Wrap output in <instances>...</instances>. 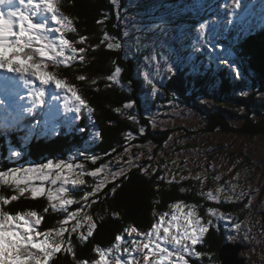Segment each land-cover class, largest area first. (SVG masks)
Masks as SVG:
<instances>
[{
	"label": "trees",
	"instance_id": "1",
	"mask_svg": "<svg viewBox=\"0 0 264 264\" xmlns=\"http://www.w3.org/2000/svg\"><path fill=\"white\" fill-rule=\"evenodd\" d=\"M57 4L58 11L67 15L76 29V32H65V37L73 42V46L77 49L81 47L75 43L79 36L88 38L85 62L81 64L77 59L74 67H61L59 72L70 86L77 87L78 94L92 109L93 118L90 121L86 114L79 120L74 117L75 123L69 130V115L61 112L56 114L53 127L50 122H43L48 129L41 131L44 126L41 120L43 109L39 108L31 115L26 114L24 120L27 125H14L6 131L0 129V170L20 168L25 163L39 165L48 160H64L79 146L87 152L92 150L93 154L102 155L95 165L87 161V170H94L99 164L106 163L122 152L125 145L152 142L157 150H154V154L160 156L166 150L171 153L174 149L180 153H185L189 148L192 150L194 144H189L190 139L199 134L221 132L243 137L264 134V118L253 117V114L260 112L258 106L264 108V99L260 97L264 93V24L262 28L254 26L259 31L255 30L246 44L242 42V34L236 33V29L229 28L228 24L223 30L220 29L219 35L214 31L216 25L220 24V19L225 14L228 17V10L231 14L232 9L228 5H233V0H57ZM257 20L261 21L259 18ZM200 23L207 25L203 36L197 31ZM134 25L139 34H132L134 41L130 43L131 54L127 55L123 46L120 49H107L108 42L121 43L124 38L122 34ZM105 34L111 39L101 44ZM56 35L58 38L59 33ZM212 35L217 37L216 43ZM146 55L161 58L158 61L151 58L148 60L147 70L153 72L159 65L161 76L157 75L155 81L158 85L156 94H153L142 76L145 69L140 62ZM228 59H236L242 78L235 79L234 73L227 70L232 62ZM165 60L175 65L176 75L166 71L168 65L164 63ZM116 66L122 70V83L107 80ZM78 74H83L85 80H77ZM161 78H164L163 81H160ZM93 80L96 81L95 84L92 83ZM148 92L152 96V104H161L163 107L167 105V108L175 106L177 110L172 112L178 111L184 115L190 110L194 114L193 121L200 120L201 124L197 123V127L190 129L186 128L184 122L181 124L175 121V125L152 128L150 119L144 113L149 101L145 100ZM126 102L132 103L134 107L123 109ZM116 107L121 108L120 113L115 111ZM129 112L137 119L130 120ZM34 119L37 121L31 124ZM232 120L238 122L232 125ZM30 124L32 129H29ZM140 126L146 128V135L139 134ZM95 130L102 133L101 139L93 138L92 133ZM128 131L136 134L130 142L124 138ZM168 137L172 139L168 140ZM185 138L190 139L183 140ZM88 140L91 142L88 143ZM224 144L225 151L221 153L222 156L241 157L246 168L253 166L245 153H234L226 148L228 143ZM224 144L205 142L202 147H208L213 153L222 151ZM11 149L21 152V156L11 157ZM113 149L116 151L113 152ZM201 160H207L208 163L206 155H202ZM182 161L180 165L185 162L184 159ZM150 162L146 158L144 166L129 169L126 176L117 181L121 187L117 188L114 195L109 191L113 184L107 185L105 194L99 197V202L90 209H85L95 218L97 226L94 235L86 242L78 240V234L73 235L71 240L75 257L61 252L51 264H73L74 259L94 261L97 259L94 246L108 249L115 242V236L118 233L123 234V229L128 225L149 231L151 224L156 222L157 215L167 213L165 218L170 217L171 205L174 203L197 205V214L203 222L209 218L208 207L232 212L237 208L241 209L247 202V198L227 204L209 201L200 195L203 187L194 177L168 182L156 179L155 174L142 173L141 168ZM183 166L185 165H182L181 170L185 171ZM86 180L89 184V177ZM182 188L186 191L181 192ZM257 189V194L262 199L264 181ZM81 193L78 191L74 197H80ZM13 194L16 193L8 186L0 187V195L10 198ZM47 206L46 196L33 199L25 194L18 196L17 201L3 205V210L11 214L37 210L43 214L41 225L36 227L37 231H50L58 224L61 216L51 211L44 213ZM153 212L156 213L155 216L152 215ZM263 213L264 211L260 212L259 221L264 228ZM223 239L222 230H217L216 227L210 229L200 247L203 256L200 264H222L220 251L225 245ZM244 249L239 250V258L244 259ZM196 262L192 259L190 264H197Z\"/></svg>",
	"mask_w": 264,
	"mask_h": 264
},
{
	"label": "snow or ice",
	"instance_id": "2",
	"mask_svg": "<svg viewBox=\"0 0 264 264\" xmlns=\"http://www.w3.org/2000/svg\"><path fill=\"white\" fill-rule=\"evenodd\" d=\"M8 2L22 5V8L18 7L17 10L9 11L7 14L0 11V71L17 76L24 87L29 89L28 97L31 102V107L23 109V113L18 111L15 123H19L23 119V114L31 115L39 105L44 103L45 89L43 85L49 83L66 93L63 97L65 113H75L76 120L86 114L91 121L93 118L92 109L86 100L78 94L77 87L70 86L59 72L61 67H74L77 59L81 64L85 62L88 38L79 36L75 43L80 44L81 47L77 49L73 46V42L65 37V32H76V29L73 27L72 20L58 11L57 0H8ZM3 3L4 0H0V5ZM233 7L240 8V0H233ZM38 12L47 13L52 23L57 27L49 30L44 22L33 23V17ZM229 23H231L230 20ZM14 27L18 31H14ZM206 28L205 23H200L197 31L203 36ZM48 31L59 33L57 41L49 39ZM122 35L127 37L129 33L125 31ZM110 39L111 37L105 34L101 44ZM121 47L122 43H107L109 50ZM151 59L158 61L161 58L153 56ZM164 63L168 65L166 68L168 73L177 74L175 65L169 64L167 60ZM229 67L234 73L235 79L242 78L238 65L232 68L229 63ZM121 72V68L116 66L114 71L108 75L107 80L119 82L117 78ZM158 74L159 65H157ZM30 78L38 81L40 87L34 86V80ZM76 78L79 81L85 80L83 74H78ZM144 79L146 83L152 85V92L156 94L158 92L157 84L149 79L147 73ZM92 83L95 84L96 81L93 80ZM8 86L9 84L6 82L5 90ZM11 95H15V93H11ZM20 99L23 100L24 97H20ZM0 106H5L4 100H0ZM133 107L134 105L130 102L123 104V109H132ZM5 110H7L6 107ZM115 111L120 113L121 108L116 107ZM9 115L12 113L9 112ZM128 118L130 120L137 119L131 112L128 113ZM152 126H155V122ZM139 134H147L144 126H140ZM92 135L94 139L102 138V133L98 130H95ZM134 135L136 134L128 131L124 134V138L130 142ZM171 139L172 137H168V140ZM115 151L113 149V152ZM10 155L13 158H19L21 152L11 150ZM125 156H127L126 161L123 159ZM140 158L141 154L137 153L134 160L130 147L125 145L123 151L113 156L111 161L99 164L91 171L85 168L84 163H75V156H69L67 161L48 160L35 167H14L0 170V185H6L16 193L10 198L0 195V264H51V261L61 252L75 257V248L71 237L78 234L77 239L86 242L94 235V229L97 226L95 218L85 209H90L93 204L99 202L100 195L105 194L109 183L113 184L109 191L114 195L117 188L121 187L117 181L125 177L127 170L136 166L135 161ZM99 159L95 155H84V160L91 161L94 165ZM148 159L152 160L153 157L149 155ZM113 163L119 167L113 169ZM141 172L147 174L148 169L141 168ZM85 175L92 178L93 183L88 186L90 190L78 187L85 185L86 182L83 179ZM187 178L181 176L182 180ZM161 179H165V177H161ZM195 179L203 185L204 181L200 175H197ZM216 179L219 180L220 177L217 176ZM234 179H239V173ZM36 180L41 182L39 186L34 184ZM44 182L51 185L60 182V187L55 191L50 189L46 191ZM65 185H71L72 190L70 191ZM238 187L237 183H232L227 190L225 187H217L215 192L209 191L200 193V195L216 203L220 202L221 196L228 202L234 199L242 201L247 197L248 202L245 208H248L252 203L251 196L244 190L237 192ZM76 191L82 192L79 198H73ZM25 194L30 195L33 199L46 196L48 206L43 212L51 211L61 216L58 224L52 230L37 231L35 226L41 225L43 218V214L37 210L16 214L3 210V205H8L10 201H17L18 196H25ZM74 204L79 207L70 210L69 206ZM171 208L172 215L167 221L165 217L168 214L164 213L159 215L158 222L151 224L149 231H142L134 225H128L123 229V234L118 233L115 236V242L108 249L94 246L96 260L78 261L74 259L73 264H190L192 259L200 264L203 256L197 250V246L203 244L206 234L215 226L214 219L227 220L229 217L219 213L216 208L208 207L207 216L209 218L202 222V218L197 214V205L193 203H174ZM184 208H187L186 212L183 211ZM152 215L155 216L156 213L153 212ZM85 226L87 227L86 232L83 230ZM240 228L241 225L236 224V230ZM124 234L129 239H125Z\"/></svg>",
	"mask_w": 264,
	"mask_h": 264
},
{
	"label": "rangeland",
	"instance_id": "3",
	"mask_svg": "<svg viewBox=\"0 0 264 264\" xmlns=\"http://www.w3.org/2000/svg\"><path fill=\"white\" fill-rule=\"evenodd\" d=\"M232 6L233 5L229 4L228 8L229 9L235 8ZM40 13L43 16H41L40 18H38L37 15L35 17H33V19L35 20L33 23L44 22L46 24V27L49 30L56 27V25H54L52 23L50 16L47 13H43V12H40ZM231 13H232V17L236 16L235 11H232ZM227 14H228V17H226L227 15L225 14L223 19H220V23H222V22L229 23V20L230 21L232 20V18L230 17L229 10H228ZM236 18H237V16H236ZM247 31H249L248 28H244L243 31H240V33L242 34L243 44H246L250 35L253 34L252 31H249V32H247ZM127 32L129 33V35L127 37H124L123 40L121 41V43H122V46L127 51L126 54L129 55L132 53L131 49H130V45H131L130 43L134 41V37H132V34L137 35L138 32H137V28L135 27V25L133 27H131L129 30H127ZM47 34H48L50 40L57 41V39H55V36H56L55 32L48 31ZM212 36L214 38V40H213L214 43H216L217 37L215 35H212ZM151 57H152V55L143 56L140 64L145 69L143 71L142 76L144 77L145 74L147 73L149 76V79H151L155 82L156 78H157V70L155 69V71H153V72L151 70H147L148 60ZM228 60L232 61V62H230L232 68H235L237 66V63L235 62L236 59H228ZM227 66H228V64L225 65V67H227ZM229 69H230V67L227 70H229ZM158 75L161 76L160 74H158ZM163 79L164 78H161L160 81H163ZM117 80L119 81L118 83H122L121 82V75L117 78ZM149 86L152 89V85L149 84ZM48 93H49L48 101L55 100L51 105H49L47 107V109L44 112V119L46 118L49 120V119L54 118L55 115L58 114L59 112L64 111L63 105H64L65 101H64L63 97L66 93L62 89H56V88L55 89L50 88ZM259 96L260 95H258V97ZM53 97H55V99H53ZM150 97H152V96L148 92V94H146V96H145V100L147 101V99H148L149 101H148L147 107L145 106V108H144V113L146 114L145 116H147L150 119L151 125H153V122H155V126L154 127L152 126V128L168 127L169 125L174 124L175 121L180 122L181 124H183V122H184V124H186V126H187L186 128H190V129L197 127L198 126L197 123L199 125L201 124L200 120L195 119L196 121L195 122L193 121L194 120L193 119L194 114H191L192 111L188 110L187 115L181 114L178 111L172 112V110H177V108L175 106H172L171 108L169 106L167 108V105H165L163 107V106H161V104H155V103L152 104L153 102H152V99ZM260 97L262 99H264V93H263V95L261 94ZM176 106H178V105H176ZM15 108H17V107H15ZM258 108H259L258 111H260V112L253 114V117L264 118V108H262L261 106H258ZM189 112H190V114H189ZM68 115H69L68 116L69 120H71V121H70V128L69 127H67V128H69V130H70L72 127V124L75 123L73 121L74 117H75V113H68ZM195 118H196V116H195ZM237 122L236 121L234 122L232 120L230 123L233 125ZM50 125H51V127L53 126V121L50 122ZM189 139L185 138L183 140L189 141ZM190 141L191 142H189V144L192 145V143H193L194 147L192 148V150H190V148H189V150H185V153L183 152L184 154L182 152L180 153L179 150H177V149H174V150L171 149L173 151L172 153L170 150H166L165 153H161L160 156L157 154V156H156L154 154V150L155 151H157V150H156L155 145L152 144V142H147L145 144L144 143L143 144H137L136 143V144L131 145L129 147L131 149V154H132L134 160H135L137 153L141 154V158L139 160L135 161L136 166H144L143 163H144L145 159L148 158L149 155H151L153 157V159L150 161L152 162L154 160L155 163L150 162V164H148L146 167H143V168L148 169V173H147L148 175H154L155 174L156 179H158V180L161 179V177H165V179H161V180L173 182V181H177V180L181 181L182 180L181 176L188 177V179H189V176L191 178H193V177L195 178L197 175H200L204 181L203 185H202L203 193H207L209 191L215 192V189L217 187H225L227 190V188L230 187V185L232 183H237L239 185V187L236 190L237 192H239L240 190H244L250 194L252 203L247 208V211L245 208V205L248 202L247 197H246L247 202H246V204L243 205V207L241 209L237 208L235 211L227 212L221 208H216L219 213H222L223 215H226L229 217V219H227V220L214 219V225H215L214 227H216L217 230L219 229V230L223 231V238H224L223 240H224L225 244H227V243H229V244L242 243L241 242L242 240H244V242L249 241L252 237H254L258 233V231H259V233H261L262 231L260 230L259 218H260V212L264 211V194L261 195V197H262V199H261L259 196L260 194L259 195L257 194V192L259 190L257 188H260L263 185V181H264V134H261V135L256 136V137H249V136L243 137V136H237V135H232V134H228V133L226 134V133L217 132V133H213V134H209V135L208 134H199V135L191 138ZM204 141L209 142V144L228 143L229 145L226 146V148L231 149L234 153H239V152L245 153V155H247L250 163L251 164L253 163V166H251L249 169L246 168V166H245L246 163L241 161V157H231V156L224 157V156H222L221 153L223 154L225 151V144L223 145L224 148L222 149V151H217V152L212 153V151L210 149H208V147H206V148H203L204 146L202 147L203 143H205ZM87 142L90 143L91 141L88 140ZM231 142H233V143H231ZM137 145H139V147H137ZM168 148L169 147H167V149ZM89 152H87L83 148H80V146H79V147H76L75 149H73L72 152L69 153L67 155L66 159H64V160L67 161V158L69 156H75L76 160L74 162L75 163H84L85 168H86L88 166V164H87V161L84 160V155H87V156L95 155L99 158H101V156H102L98 153L93 154L94 152L92 150H89ZM202 155H206V158H208V163L206 162L207 160H205V161L201 160ZM203 157H205V156H203ZM112 158H110V160H108L106 163L111 161ZM123 159L126 161L127 156H125ZM182 159L185 160L184 164H182V165H185V166H183L186 168L185 171H183V169L181 170L182 165H180V162L182 161ZM58 161H60V160H58ZM173 161H175V163H173ZM204 162L206 164H204ZM103 163H105V162H103ZM35 166H37V165L31 164V163H29V164L25 163V164H22L20 166V168H29V167H35ZM112 167H113V169H116L119 167V165L113 163ZM129 169H131V168H129ZM89 171H91V170H89ZM237 173H239V179L238 180L234 179V177L237 176ZM217 176L220 177L219 180L216 179ZM86 177H88V176L85 175L83 177V179L86 182L85 185L84 186H78L79 188H82L83 190H87L86 187L90 186V184L93 182L92 178L89 177L90 182L88 184ZM249 177H250V179H249ZM34 184L36 186H39L41 184V182L39 180H36V181H34ZM44 186L46 188V191L49 189L52 191H55L58 187H60V182H58L56 185H51L48 182H44ZM0 187H6V185H0ZM65 187L69 188L70 191L72 190L71 185H65ZM88 189L90 190V187H88ZM77 192L78 191H76L75 194H77ZM73 198H75V197H73ZM77 198H79V197H77ZM236 201H240V200L234 199L231 202L233 203ZM219 203L227 204L229 202L226 201L223 196H221ZM74 206H75V204L69 206L70 210H75L76 208L79 207L77 205L76 208L73 209ZM183 211L186 212L187 208H184ZM253 211L254 212L257 211V213L255 212L256 213L255 214ZM159 215H157L156 222H158ZM171 215H172V211H171L170 216ZM169 218H170L169 216H168V218H165L166 221ZM255 219H256V221H255ZM238 223L241 225V228L239 230H236V224H238ZM70 224H71V222H70ZM37 226H35V227H37ZM83 230L86 232L87 227L85 226V228ZM161 236H163V233H161ZM125 239H129V238L125 237ZM244 244H247V243H244ZM125 256H126V254H125ZM243 258H244L246 264H259L263 260V257H261V256H260V259L257 256L258 259L254 260L251 257V255H249L248 252L244 253Z\"/></svg>",
	"mask_w": 264,
	"mask_h": 264
},
{
	"label": "flooded vegetation",
	"instance_id": "4",
	"mask_svg": "<svg viewBox=\"0 0 264 264\" xmlns=\"http://www.w3.org/2000/svg\"><path fill=\"white\" fill-rule=\"evenodd\" d=\"M260 230L262 231L261 233H258L252 237L249 241H245L242 240L241 242V247L244 249V251L242 252V255L244 256V253L245 252H248L249 255H251V257L254 259V260H257V256L259 257L260 259V256L263 257L264 259V228L262 226H260ZM253 235V234H252ZM244 243H247V244H244ZM203 245V244H202ZM202 245H198L197 246V249L198 251L200 252V247ZM246 250V251H245ZM242 256V257H243ZM203 259V258H202ZM195 260V259H194ZM192 261V260H191ZM261 262H263L264 264V261L262 260ZM197 263V262H196ZM261 264V263H259Z\"/></svg>",
	"mask_w": 264,
	"mask_h": 264
},
{
	"label": "water",
	"instance_id": "5",
	"mask_svg": "<svg viewBox=\"0 0 264 264\" xmlns=\"http://www.w3.org/2000/svg\"><path fill=\"white\" fill-rule=\"evenodd\" d=\"M262 215L264 216V213ZM240 249L242 247L238 243L225 244L220 251L222 264H244V259L238 257Z\"/></svg>",
	"mask_w": 264,
	"mask_h": 264
},
{
	"label": "clouds",
	"instance_id": "6",
	"mask_svg": "<svg viewBox=\"0 0 264 264\" xmlns=\"http://www.w3.org/2000/svg\"><path fill=\"white\" fill-rule=\"evenodd\" d=\"M180 191H181V192H184V191H186V190L182 188V189H180Z\"/></svg>",
	"mask_w": 264,
	"mask_h": 264
},
{
	"label": "bare ground",
	"instance_id": "7",
	"mask_svg": "<svg viewBox=\"0 0 264 264\" xmlns=\"http://www.w3.org/2000/svg\"><path fill=\"white\" fill-rule=\"evenodd\" d=\"M248 25H249V26H252V25H250L249 23H248ZM238 244L240 245L241 243H238Z\"/></svg>",
	"mask_w": 264,
	"mask_h": 264
}]
</instances>
